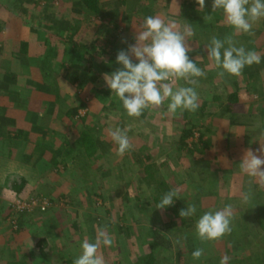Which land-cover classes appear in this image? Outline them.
Segmentation results:
<instances>
[{"label":"rangeland","instance_id":"374dc122","mask_svg":"<svg viewBox=\"0 0 264 264\" xmlns=\"http://www.w3.org/2000/svg\"><path fill=\"white\" fill-rule=\"evenodd\" d=\"M175 2L98 0L92 11L78 0H0V264H73L101 228L113 239L101 249L106 264H145L149 254L153 264H220L225 255L228 264H264V186L238 165L245 150L264 148V19L254 35L235 34L212 0L203 12L195 0ZM149 15L194 31L188 55L206 73L196 112L174 116L165 103L131 118L105 83ZM229 35L261 62L220 78L206 45ZM11 121L30 138L16 149ZM115 128L133 145L123 156L108 136ZM157 176L185 208L196 206L193 226L156 209ZM228 204L231 233L201 243L196 221ZM198 247L204 255L194 260Z\"/></svg>","mask_w":264,"mask_h":264},{"label":"clouds","instance_id":"9594fccd","mask_svg":"<svg viewBox=\"0 0 264 264\" xmlns=\"http://www.w3.org/2000/svg\"><path fill=\"white\" fill-rule=\"evenodd\" d=\"M195 2L198 10L203 12L205 0ZM211 9L212 12H222L226 25L235 34L254 35V25L264 19V0H212ZM204 19L210 21L211 14ZM193 35L191 25L178 28L174 21L166 23L159 15H149L137 26L135 42L116 55V63L121 67L104 75L111 94L115 95L129 117L139 118L145 110L160 109L165 103L168 113L174 116L198 110L200 104L196 86L199 78L205 77L206 73L188 55L191 51L188 42ZM206 48L207 56L220 78L225 75L240 77L246 66L261 62V56L256 51L248 50L243 45L237 46L231 35L224 39L212 36ZM180 81L187 86L180 85ZM127 131L121 128L108 130L118 156L125 155L133 148ZM238 165L242 175L264 186V148L245 150ZM178 198L179 191L170 190L163 194L156 209L164 210ZM250 200V192L241 193L242 203L247 204ZM195 213L196 206L189 204L186 209L180 210L179 216L181 219L189 218ZM233 218L231 204L204 212L195 224L197 239L201 243L221 240L231 233ZM112 245V236L106 228H101L94 242L85 239L81 243V253L73 264H106L101 249ZM191 255L194 260H199L204 255V248H196ZM228 260L229 257L225 255L221 257L220 264H228Z\"/></svg>","mask_w":264,"mask_h":264},{"label":"trees","instance_id":"16d2710c","mask_svg":"<svg viewBox=\"0 0 264 264\" xmlns=\"http://www.w3.org/2000/svg\"><path fill=\"white\" fill-rule=\"evenodd\" d=\"M97 3H98V0H78V4H84L85 6H87L92 11H95L97 9V6H98ZM20 44L22 46L23 52H26L27 43L21 42ZM192 134H193L192 131L188 130L185 137L191 136ZM199 138H200L199 141L202 143V147L206 148L208 146V142H204L201 139V135L199 136ZM189 151L192 152L191 149H189ZM158 178L159 177L157 176L156 181H154L155 177H154V180H151V178H150V181L157 182V190H156V193H154V196L152 199L155 206L157 205V203H159L163 194H165L166 192H168L170 190H173L166 184V182L162 181V179L160 181H158ZM147 182H149L148 178H147ZM13 183H14L13 185H14L15 189L19 190V188H18L19 185L16 184V182H13ZM181 209H186V208L183 204L182 199H180V197H179L178 199H175V202L172 206H169L164 210L166 212H168L170 215H172L174 218H177L179 223L182 226H184L185 228H189V227L193 226V220L191 219V217L183 218V219L180 218L179 212ZM160 238H162L163 241H165V243H167V246H170V242L167 239H165L162 236ZM146 258H147V261L145 262V264H153L154 258L152 256V254L147 255Z\"/></svg>","mask_w":264,"mask_h":264},{"label":"crops","instance_id":"0c3cea01","mask_svg":"<svg viewBox=\"0 0 264 264\" xmlns=\"http://www.w3.org/2000/svg\"><path fill=\"white\" fill-rule=\"evenodd\" d=\"M34 101L36 102L37 99H35ZM8 124H10V127H13L14 126L13 130H16V132H17V134L14 136L13 139L12 138H9V140H8V142H10L11 144H14L15 149H16L17 146L19 147L21 145V143H22L21 140L22 139H26V140H29L30 139L28 136H25L26 135V133L24 134L25 131L23 132V129H20V128L17 129L16 128V125H13V122L12 121L9 122ZM37 129H41L43 131V127L40 128L37 124H35V128L33 130H36L37 131ZM20 158L22 159L24 157L21 156ZM18 187H20V186H18ZM14 188H13V190H17V189H14Z\"/></svg>","mask_w":264,"mask_h":264}]
</instances>
